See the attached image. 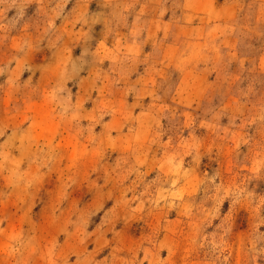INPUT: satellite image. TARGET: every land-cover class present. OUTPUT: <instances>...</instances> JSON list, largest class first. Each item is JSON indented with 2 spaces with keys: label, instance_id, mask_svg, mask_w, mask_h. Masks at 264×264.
I'll list each match as a JSON object with an SVG mask.
<instances>
[{
  "label": "rangeland",
  "instance_id": "obj_1",
  "mask_svg": "<svg viewBox=\"0 0 264 264\" xmlns=\"http://www.w3.org/2000/svg\"><path fill=\"white\" fill-rule=\"evenodd\" d=\"M0 264H264V0H0Z\"/></svg>",
  "mask_w": 264,
  "mask_h": 264
}]
</instances>
